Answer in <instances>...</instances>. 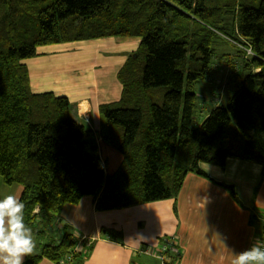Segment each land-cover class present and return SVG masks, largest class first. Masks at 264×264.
I'll use <instances>...</instances> for the list:
<instances>
[{"label": "trees", "instance_id": "trees-1", "mask_svg": "<svg viewBox=\"0 0 264 264\" xmlns=\"http://www.w3.org/2000/svg\"><path fill=\"white\" fill-rule=\"evenodd\" d=\"M224 36L254 56L238 51L232 95L202 119L195 90ZM107 37L141 38L118 73L121 99L100 107L103 140L122 156L113 174L69 99L34 93L24 64L39 47ZM229 158L264 167V0H0V177L22 187L32 231L86 196L101 212L170 200L201 164ZM75 246L66 232L24 264L75 259Z\"/></svg>", "mask_w": 264, "mask_h": 264}, {"label": "crops", "instance_id": "crops-1", "mask_svg": "<svg viewBox=\"0 0 264 264\" xmlns=\"http://www.w3.org/2000/svg\"><path fill=\"white\" fill-rule=\"evenodd\" d=\"M140 44L139 37L78 41L39 47L38 56L25 61L32 91L67 97L75 117L94 132L106 174L118 169L122 156L103 140L100 107L121 99L118 73ZM201 170L205 175L189 173L170 200L101 212L95 199L86 196L78 204L66 205L49 224L38 218L33 254L43 244L59 243L68 232L75 241L82 236L92 240L70 264H231L235 253L263 233L264 167L229 158L224 169L201 164ZM21 193V186L0 180V199ZM169 240L165 262L160 248ZM40 264L66 263L44 259Z\"/></svg>", "mask_w": 264, "mask_h": 264}, {"label": "clouds", "instance_id": "clouds-1", "mask_svg": "<svg viewBox=\"0 0 264 264\" xmlns=\"http://www.w3.org/2000/svg\"><path fill=\"white\" fill-rule=\"evenodd\" d=\"M25 204L14 194L0 199V264H24L36 249L31 227L25 223ZM39 207L33 209V215ZM231 264H264V240L234 254Z\"/></svg>", "mask_w": 264, "mask_h": 264}, {"label": "rangeland", "instance_id": "rangeland-1", "mask_svg": "<svg viewBox=\"0 0 264 264\" xmlns=\"http://www.w3.org/2000/svg\"><path fill=\"white\" fill-rule=\"evenodd\" d=\"M223 38L224 39L219 40L217 44V58H215L213 64L214 67L213 74L208 80L200 82L195 90V93L197 94L198 97V105L200 110V111L198 110V115H200V118L202 119L206 118L209 112L217 105L222 103L225 104L226 102H228L229 97L232 95V93H229L228 96V91L232 86L227 83L228 77L231 76L232 74L239 72L240 68L239 65H237L236 63H241L242 61L247 60V57H250V56L242 57L243 55L238 53V51L241 49L240 48L241 45L239 46V43L237 41H234L227 36H224ZM69 43H74V42H69ZM61 44H66V43H61ZM249 48L252 50L250 46L248 47V49ZM38 49H37L36 57L38 56ZM25 61L24 64L26 65ZM227 66L228 67L230 66L229 67L230 70ZM219 90L221 91L219 92ZM203 106L205 107L204 109ZM263 234H264V228L260 238H262Z\"/></svg>", "mask_w": 264, "mask_h": 264}, {"label": "built area", "instance_id": "built-area-1", "mask_svg": "<svg viewBox=\"0 0 264 264\" xmlns=\"http://www.w3.org/2000/svg\"><path fill=\"white\" fill-rule=\"evenodd\" d=\"M240 46V45H239ZM240 48L245 51L246 56H250L252 57L254 55V53L252 52V50L248 47L245 48V46H240ZM264 218V215H263ZM261 240H264V234L262 236V238H260ZM172 244V241L169 240L165 245H163L160 248V255H161V259L164 260L165 262L167 261V254L169 252V247ZM92 245V240L90 237H86V236H82L81 238H79L78 240H76V246L74 249V252H78L79 249L81 247H88L90 248ZM73 261V254L64 258L63 260H61L62 263H66V264H70Z\"/></svg>", "mask_w": 264, "mask_h": 264}, {"label": "water", "instance_id": "water-1", "mask_svg": "<svg viewBox=\"0 0 264 264\" xmlns=\"http://www.w3.org/2000/svg\"><path fill=\"white\" fill-rule=\"evenodd\" d=\"M134 56H136V54Z\"/></svg>", "mask_w": 264, "mask_h": 264}]
</instances>
